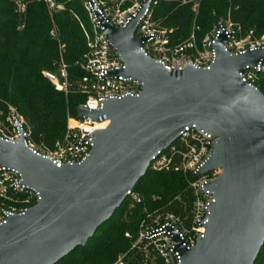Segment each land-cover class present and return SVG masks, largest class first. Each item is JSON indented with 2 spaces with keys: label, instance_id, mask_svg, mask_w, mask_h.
<instances>
[{
  "label": "water",
  "instance_id": "1",
  "mask_svg": "<svg viewBox=\"0 0 264 264\" xmlns=\"http://www.w3.org/2000/svg\"><path fill=\"white\" fill-rule=\"evenodd\" d=\"M104 38L123 66L111 73L140 83L136 95L112 97L76 115L108 122L93 133L88 155L55 167L17 139L0 137V167L16 170L38 201L0 223V264H54L106 221L147 170L158 150L194 124L214 138L212 153L194 174L219 169L204 189L212 192L204 233L192 247L176 240L179 264H253L264 245V94L239 72L264 58V45L231 54L218 26L207 67L185 64L181 73L146 56L133 30L143 0L125 25L108 23L88 0Z\"/></svg>",
  "mask_w": 264,
  "mask_h": 264
},
{
  "label": "built area",
  "instance_id": "2",
  "mask_svg": "<svg viewBox=\"0 0 264 264\" xmlns=\"http://www.w3.org/2000/svg\"><path fill=\"white\" fill-rule=\"evenodd\" d=\"M48 11L61 9L52 0H43ZM108 23L121 27L128 21L130 15L138 9L143 0H131L122 8L123 0L107 4L104 0H90ZM155 0H148L142 15L138 17L133 30L134 36L144 37L140 43L143 53L163 63L175 75L181 73L187 63L194 67H207L214 58L211 42L217 34L218 26L225 34L222 49L236 54L264 45V38L250 39L251 31L244 38L236 37V30L230 23H218L216 29L195 42L193 31L180 42L171 43L169 33L171 29H163L151 19L152 5ZM91 22V34H85L86 51L77 62L83 74L77 78H70L66 64L61 57L54 63V68L43 70L41 74L53 85L55 90L63 94L77 93L82 96L83 105L87 110L94 111L101 107L102 101L112 97L136 95L140 91V83L128 77L114 75L111 72L123 66L117 52L104 38L101 26L91 11L88 0H83ZM25 4L17 1L16 11L23 14ZM50 37L56 36L54 28L49 30ZM264 72V58L256 65H245L239 72L242 81L255 85L259 75ZM107 120H91L77 115H67L64 132L60 139L47 150H38L26 139V130L22 119L16 113L10 115L9 133L0 132V137L7 141L17 139L16 123L22 128L25 144L38 154L51 160L55 167L82 161L91 150L93 133L106 126ZM101 123L104 125L100 126ZM214 138L194 124L183 126L176 139L164 149L158 150L148 163L147 170L171 171L181 174L186 181V189L191 195V203L183 215L164 213L153 218H141L135 234L127 231L123 235L128 238L129 246L116 254L110 264H179L180 256L175 249L176 240L185 248L192 247L196 240L204 233L207 220L208 206L213 200L212 192L204 189L208 180L213 179L219 169H212L196 176L194 174L212 153ZM126 195L131 200L138 199L132 190ZM39 199L38 191L21 183L19 173L6 167H0V223L15 214L23 213Z\"/></svg>",
  "mask_w": 264,
  "mask_h": 264
},
{
  "label": "trees",
  "instance_id": "3",
  "mask_svg": "<svg viewBox=\"0 0 264 264\" xmlns=\"http://www.w3.org/2000/svg\"><path fill=\"white\" fill-rule=\"evenodd\" d=\"M16 1L24 2L23 14L16 11ZM52 1L61 9L50 12L43 0H0V100L15 108L30 127L35 141L44 145L61 138L67 115H76V107L83 98L77 93L63 94L55 90L41 71L53 69L57 57L61 56L68 76L80 77L83 70L77 62L87 49L85 34H91V22L82 0ZM181 1L155 0L152 5L151 19L171 29V43L186 39L191 28L193 34L197 30L198 41L200 33L227 13L241 29H253L256 36L264 32V0H198L196 12L191 10V3ZM130 3L124 0L121 7ZM51 28L56 31L54 38L49 35ZM58 45L62 47L58 49ZM255 86L264 94V72ZM184 188L186 181L179 173L146 170L131 189L138 199L126 196L83 246L54 264H110L117 253L129 246L130 240L123 233L135 234L142 209L160 206ZM128 200L133 206L127 219L116 220L115 215ZM253 264H264V245Z\"/></svg>",
  "mask_w": 264,
  "mask_h": 264
},
{
  "label": "rangeland",
  "instance_id": "4",
  "mask_svg": "<svg viewBox=\"0 0 264 264\" xmlns=\"http://www.w3.org/2000/svg\"><path fill=\"white\" fill-rule=\"evenodd\" d=\"M104 1H106V0H104ZM186 2L191 3V6H190L191 10L196 12L198 0H187V1L182 0L181 1V3H186ZM16 3H17V1L15 2V4ZM82 3H83V0H82ZM111 3H113V2H111ZM15 9H16V6H15ZM218 23H226V24L230 23L232 25V27L236 30V37L239 39L244 38L245 34L248 31H251L250 39H260L262 37L264 38V32L261 33L259 36H256V35H254L253 29H248V30L241 29L240 25L233 22L229 18V15L227 13L225 18H223V17L217 18L216 20H214V22H212L210 24V26L204 32L200 33V37H199L198 41L196 40V33H197V30H196V32L194 34L195 42L197 44H199L201 39H203L206 35L210 34L212 31H214L216 29V26ZM156 24L159 26V24L157 22H156ZM161 28L170 29V28H166V27H161ZM191 29H190V31L192 32ZM183 40H185V39H183ZM61 47H62L61 45H58V49H60ZM60 57L61 56H58L56 61H59ZM12 111H13V113H16L18 116H20V114H18L15 111V108L13 106H11L10 104H7L4 101L0 100V132L9 133V131H10L9 121H10V115H11ZM21 119H22V125H23L24 129L26 130V139L29 141V143L32 144V146L34 148H36L38 150H47L53 146V144L55 142L51 145H44L42 142L35 141V139L33 138L32 134H31L30 127L25 124L22 117H21ZM156 198L157 197H154V199H156ZM190 203H191V195L189 194L188 190L186 188H184L181 193H179L176 196L172 197L171 199L167 200L164 204H162L160 206H156L150 210L143 208L142 209V213H143L142 218H144V217L148 218V215H149V217L153 218L157 215H162L164 213H169V212L170 213H176L179 215H183L189 209ZM132 206H133V202L131 200H128V203L126 205H124L118 211V213L115 215V219L119 220V221L120 220L125 221L127 219L126 215H127V213H129L131 211Z\"/></svg>",
  "mask_w": 264,
  "mask_h": 264
},
{
  "label": "bare ground",
  "instance_id": "5",
  "mask_svg": "<svg viewBox=\"0 0 264 264\" xmlns=\"http://www.w3.org/2000/svg\"><path fill=\"white\" fill-rule=\"evenodd\" d=\"M104 125V123H101L100 126Z\"/></svg>",
  "mask_w": 264,
  "mask_h": 264
}]
</instances>
